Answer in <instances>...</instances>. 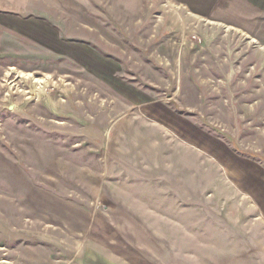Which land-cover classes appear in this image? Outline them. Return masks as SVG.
Listing matches in <instances>:
<instances>
[{
	"label": "rangeland",
	"instance_id": "obj_1",
	"mask_svg": "<svg viewBox=\"0 0 264 264\" xmlns=\"http://www.w3.org/2000/svg\"><path fill=\"white\" fill-rule=\"evenodd\" d=\"M234 3L0 0V264H264V0Z\"/></svg>",
	"mask_w": 264,
	"mask_h": 264
},
{
	"label": "crops",
	"instance_id": "obj_2",
	"mask_svg": "<svg viewBox=\"0 0 264 264\" xmlns=\"http://www.w3.org/2000/svg\"><path fill=\"white\" fill-rule=\"evenodd\" d=\"M202 3L209 4L212 6L213 12H220L219 10L222 9V6L225 5L226 9L228 8V5L236 4L234 1H240L241 0H199ZM243 3H246V0H242ZM188 8L191 9L188 5L185 4Z\"/></svg>",
	"mask_w": 264,
	"mask_h": 264
}]
</instances>
